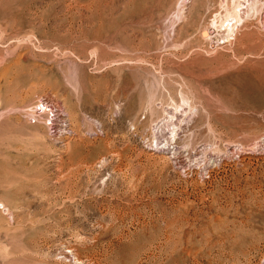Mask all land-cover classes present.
<instances>
[{
	"label": "rangeland",
	"instance_id": "1",
	"mask_svg": "<svg viewBox=\"0 0 264 264\" xmlns=\"http://www.w3.org/2000/svg\"><path fill=\"white\" fill-rule=\"evenodd\" d=\"M0 264H264V0H0Z\"/></svg>",
	"mask_w": 264,
	"mask_h": 264
},
{
	"label": "bare ground",
	"instance_id": "2",
	"mask_svg": "<svg viewBox=\"0 0 264 264\" xmlns=\"http://www.w3.org/2000/svg\"><path fill=\"white\" fill-rule=\"evenodd\" d=\"M239 7H240V6H239ZM235 9H236V8H235ZM238 9H239V8H238ZM239 10H240V9H239ZM234 14H235V13H234ZM234 14H233V15H234ZM238 14H239V12H238ZM233 15H232V16H233ZM233 18H234V17H233ZM235 18H237V17H235ZM235 20H236V19H235ZM232 24H233V23H232ZM232 24L230 25V27H232ZM232 30H233V29H232ZM203 35H204V34H203ZM44 106H45V105L42 103V104H41V108H43Z\"/></svg>",
	"mask_w": 264,
	"mask_h": 264
},
{
	"label": "built area",
	"instance_id": "3",
	"mask_svg": "<svg viewBox=\"0 0 264 264\" xmlns=\"http://www.w3.org/2000/svg\"><path fill=\"white\" fill-rule=\"evenodd\" d=\"M39 110H41V109H39Z\"/></svg>",
	"mask_w": 264,
	"mask_h": 264
}]
</instances>
